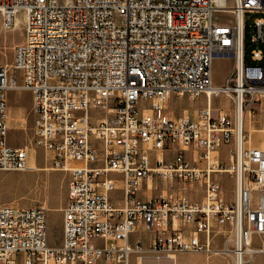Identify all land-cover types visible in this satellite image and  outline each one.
Returning <instances> with one entry per match:
<instances>
[{"label": "built area", "instance_id": "2783aa9c", "mask_svg": "<svg viewBox=\"0 0 264 264\" xmlns=\"http://www.w3.org/2000/svg\"><path fill=\"white\" fill-rule=\"evenodd\" d=\"M19 11L24 39L0 65V170L32 169L31 146L7 140V92L25 89L33 142L69 178L59 246L45 205L0 204V264H130L133 254L180 252L232 255L235 264L264 258V149L246 143L247 114L255 122L264 113V0H0L1 24L14 29ZM223 11L234 22L214 20ZM249 13L262 16L248 23ZM217 56L233 58L221 85ZM175 96L205 104L176 117L165 104ZM220 96L231 111L214 105ZM91 109L103 115L94 120ZM157 178L169 187L143 197ZM194 187L202 198L186 195ZM138 226L152 233L148 245L131 241Z\"/></svg>", "mask_w": 264, "mask_h": 264}, {"label": "rangeland", "instance_id": "374dc122", "mask_svg": "<svg viewBox=\"0 0 264 264\" xmlns=\"http://www.w3.org/2000/svg\"><path fill=\"white\" fill-rule=\"evenodd\" d=\"M61 4L69 3L73 0H58ZM233 0H228V6H232ZM262 16L259 13L246 14L245 20L248 23H252L254 19ZM214 20L217 22H234V17L229 12H219L214 16ZM18 21V22H17ZM15 28H6L0 22V65L9 64L14 59L13 48L16 44L22 41L24 35L26 15L24 11H19L15 15ZM233 70V58L217 56L213 59L212 73L213 82L216 85L225 83L226 78L231 74ZM17 81L21 82V72L18 70L15 73ZM215 106L224 107L230 111L233 109L231 101L225 97H215L213 99ZM7 104L12 115L23 116L25 122H12V126L9 128L7 140L12 146L30 145L31 151L35 149L36 159L40 167L53 168L52 157L48 152H44L35 146L34 139V118L35 114L32 109V93L30 90L25 89H11L7 92ZM151 101H140L139 106L149 105ZM168 106V110L176 117H180L185 110L189 114H193L197 107L205 104V97L197 99H191L188 96H175L170 101L165 103ZM264 104V100H263ZM21 114V115H19ZM90 115L92 119H97L103 115V112L91 109ZM23 123V124H22ZM253 126L257 129L264 130V113L260 112L256 115ZM246 130L248 131V123L246 122ZM253 145H261L264 143V132L254 131L250 133ZM174 152H169L168 157H172ZM225 156V150L223 151ZM189 158L193 155L191 152L186 153ZM69 173L52 169V170H23V171H1L0 170V204L12 203L23 207H31L36 205H45L48 208L49 219V240L51 245L57 246L62 243L63 233V212L62 207L65 206L67 201V182ZM223 187L226 190L227 197L233 195V179L225 174L223 176ZM167 184L158 178L156 179L155 188L153 194H159L163 189L168 188ZM180 187L175 185L174 189ZM189 198L194 200L199 199L203 192L201 188H187L185 191ZM114 203L118 204V200L122 198V192L120 190L111 194ZM151 232L144 229V227L138 226L137 229L131 234V241L133 242L137 238H141L143 243L148 242ZM257 244V242H254ZM192 254V258L187 256H179L178 264H206L209 256L204 254ZM172 261V262H171ZM176 263V264H177ZM102 264V263H101ZM132 264H135L134 257L132 258ZM156 264V262H153ZM160 264H173V260L166 258L161 261ZM252 264H264V259L258 255Z\"/></svg>", "mask_w": 264, "mask_h": 264}, {"label": "crops", "instance_id": "0c3cea01", "mask_svg": "<svg viewBox=\"0 0 264 264\" xmlns=\"http://www.w3.org/2000/svg\"><path fill=\"white\" fill-rule=\"evenodd\" d=\"M24 35H25V31H24ZM24 35H23V37H22V40L24 39ZM13 122V121H12ZM25 122V121H24ZM13 125V124H12ZM8 126H9V124H8ZM10 128V127H9ZM19 146H21V145H19ZM255 146H258V147H260L259 145H255ZM156 183V182H155ZM154 190V189H153ZM153 190H150V191H148V189L146 188V185L144 184V186H143V193H142V196L143 197H149V196H157V195H154L153 194ZM200 198H202V196L200 197ZM199 198V199H200ZM66 204V203H65ZM62 209H63V207H62ZM141 227V226H140ZM151 237H152V234H151V236L149 237V239H148V242L145 244V245H148V243H149V241H150V239H151ZM136 240V239H135ZM134 240V241H135ZM133 241V242H134ZM223 244V242L221 241V240H218L217 241V243H216V245L217 246H221ZM61 245V244H60ZM57 246H59V245H57ZM190 253H196V254H204V255H206L205 253H201V252H180V253H177L176 255H177V257H179V256H187V257H189V259L190 258H192V254H190ZM207 256H209V259L207 260V262H206V264H235L234 263V260H233V257H232V255H224V254H211V255H207ZM258 256H260V257H262L263 258V256L261 255V254H258ZM134 257V261H135V264H139V257H137V255H135V254H133L132 256H131V260H130V264H132V258ZM167 257H162V258H159V259H155L154 257H151V256H146V257H143L142 259H143V263L144 264H153V262H159V261H162V260H164V259H166ZM171 259V258H170ZM264 259V258H263ZM177 262H178V259H177ZM178 264V263H177ZM186 264H188V262H186Z\"/></svg>", "mask_w": 264, "mask_h": 264}, {"label": "bare ground", "instance_id": "6f19581e", "mask_svg": "<svg viewBox=\"0 0 264 264\" xmlns=\"http://www.w3.org/2000/svg\"><path fill=\"white\" fill-rule=\"evenodd\" d=\"M18 22V21H17ZM12 112V111H11ZM10 112V109L8 108V114H7V117H8V124H9V127H11L12 126V121H15V122H18V121H21V122H23L24 123V121H25V118L23 117V116H14V115H12V113ZM185 114H188V111L187 110H185ZM19 115H21V114H19ZM246 122L248 123V132L249 133H252V132H254V131H261V132H264V130H261V129H257V128H255L254 126H253V119L252 118H250V114L248 113L247 114V118H246ZM22 123V124H23ZM247 144H252V139L251 138H249V140L246 142ZM260 147H262L263 149H264V143H262L261 145H260ZM32 151L33 152H30L29 153V157H30V164H31V167H32V169L31 170H52L53 168H49L48 167V165L46 166V167H40L39 165H38V162H37V159H36V154H35V149H32ZM149 185V188H148V191H150L151 189H152V187H153V180L152 179H150L149 180V183H148ZM253 249V246H250V247H247V249H244V251L242 250V251H238V254H242L243 256H244V254L245 253H249L251 250ZM240 252V253H239ZM167 258H171V260H173V264H176L177 263V259H178V257H177V255L176 254H174V255H171V256H169V257H167ZM156 259V258H155ZM172 262V261H171ZM161 263V261H159V262H156V264H160ZM139 264H144L143 263V259L142 258H139Z\"/></svg>", "mask_w": 264, "mask_h": 264}, {"label": "trees", "instance_id": "16d2710c", "mask_svg": "<svg viewBox=\"0 0 264 264\" xmlns=\"http://www.w3.org/2000/svg\"><path fill=\"white\" fill-rule=\"evenodd\" d=\"M246 35L248 36V30H246ZM247 40H246V45H247ZM246 49H248V47H246Z\"/></svg>", "mask_w": 264, "mask_h": 264}]
</instances>
